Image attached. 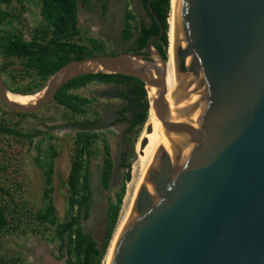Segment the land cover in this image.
<instances>
[{
	"label": "water",
	"instance_id": "obj_1",
	"mask_svg": "<svg viewBox=\"0 0 264 264\" xmlns=\"http://www.w3.org/2000/svg\"><path fill=\"white\" fill-rule=\"evenodd\" d=\"M150 1L158 31L143 53L74 59L28 106L9 101L0 80V99L36 109L93 65L155 86L154 157L108 264H264V0H175L171 88Z\"/></svg>",
	"mask_w": 264,
	"mask_h": 264
},
{
	"label": "rangeland",
	"instance_id": "obj_2",
	"mask_svg": "<svg viewBox=\"0 0 264 264\" xmlns=\"http://www.w3.org/2000/svg\"><path fill=\"white\" fill-rule=\"evenodd\" d=\"M0 10L8 15L0 23V35L24 39L37 35L44 41L52 37L53 33L43 26L39 0H22V4L17 0L0 2ZM76 14L78 33L67 39L89 48H92L91 40L102 42L103 51L93 50L91 55L144 52V49L137 51L133 42L139 22H150L140 0H77ZM125 31L129 32V38H125ZM24 62L0 54L3 91L10 101L18 104L23 103L17 98L30 94L9 89H39L31 93L34 94L44 91L57 75L56 71L41 81L25 69ZM89 70L102 71V68L93 65ZM75 92L91 99L86 114H75L53 99L30 111L12 107L0 99V124L31 135L0 133V187L3 189L0 199L6 204L9 220L0 229V264H75L76 253L66 244L65 236L60 240L55 235V225L69 221L77 211L70 204L69 181L75 160L80 162L79 174H88L90 185L87 213L81 210L79 223L98 247L104 242L109 246L112 236L107 240L106 230L112 210L118 206L114 232L130 202L135 184L131 180L135 145L142 127L131 126L117 113L122 102L115 95L114 86L90 83ZM95 119L96 125L90 130L96 134L89 139V152H84V140L77 134L76 121ZM105 143L109 145L112 163L106 187L101 182ZM49 204L54 207V223L37 216Z\"/></svg>",
	"mask_w": 264,
	"mask_h": 264
},
{
	"label": "trees",
	"instance_id": "obj_3",
	"mask_svg": "<svg viewBox=\"0 0 264 264\" xmlns=\"http://www.w3.org/2000/svg\"><path fill=\"white\" fill-rule=\"evenodd\" d=\"M11 0H0L2 3H8ZM22 4V0H17ZM150 17V22L145 24L140 21L133 42L137 51H141L145 47L147 38L158 31V27L154 19L146 9V1L140 0ZM40 16L43 20V26L48 29L52 37L46 41L38 39V36H33L31 39L11 35H0V54L16 59H23L25 69L35 74L39 80L45 81L48 76L59 70L68 61L80 59L87 55H91L93 50L103 51V43L97 40H91V47L81 45L70 41L68 36H73L78 33L77 28V0H39ZM150 5L155 14L160 19L163 25L162 35L153 42V46L162 56L167 57L168 46V16L170 11V0H152ZM8 15L0 10V23L6 20ZM128 27V25H127ZM125 38H129V32L125 31ZM66 39H61L62 37ZM90 83L111 85L115 88V95L121 100V105L117 113L121 115L123 120L130 122L131 126L143 127L147 111H145L147 101L149 99L148 91L145 88V83L134 76L113 73V72H85L70 78L67 82L61 85L53 95V100L69 109L75 114H86L90 98L84 97L75 90L87 86ZM10 91L31 94L35 91L22 89H9ZM95 121L86 120L76 125L79 127L77 134L84 140V152H89V139L96 134L90 128L96 125ZM0 133L16 135V136H31L29 133H24L6 124H0ZM106 155L103 157L101 170V182L106 187L111 175V160L109 157V145H104ZM129 167V165H126ZM80 162L75 160L71 164L69 173L70 181V204L71 207L76 206L77 211L75 216L69 221L58 223L55 225V235L60 240L67 239L66 244L76 253L77 261L75 264H101L106 252L107 242H104L100 247L94 239L83 232L79 223V215L81 210L84 214L87 213L88 201L90 198V185L88 174H79ZM0 192L3 189L0 187ZM5 206L0 199V229L7 223L8 218L5 213ZM54 207L49 204L45 209L39 211L37 216L45 221L54 223ZM118 218V206L112 210L109 218L108 227L106 230V239L109 240L112 236ZM65 236V238H64ZM71 246V247H70Z\"/></svg>",
	"mask_w": 264,
	"mask_h": 264
},
{
	"label": "bare ground",
	"instance_id": "obj_4",
	"mask_svg": "<svg viewBox=\"0 0 264 264\" xmlns=\"http://www.w3.org/2000/svg\"><path fill=\"white\" fill-rule=\"evenodd\" d=\"M174 18H175V0H170V17L168 19V24H169V27H168V46H167V57L165 59V65H164L165 77L163 80V84H164L163 88H171L172 87L170 75L172 73V64H173V25H174ZM146 89L148 91V95L151 96V101L149 103L146 121H145V123L141 129L139 138H138L136 145H135L136 158H135V161L133 163L132 177H131L132 178L131 180L134 181V183H135L133 193H132L130 202L128 203L127 207L125 208V210L123 211V213L121 214V216L118 220V223H117L116 228L112 234V237H111L109 246L107 248V251L105 253L104 260H103L102 264H108L114 241H115L117 234H118V232H119V230H120V228H121V226H122V224H123V222H124V220L128 214V211H129L131 202L133 200L135 191H136L139 183L141 182L147 168L149 167V164L151 163V161L154 157V152H155V148H156V138H157L158 131L160 129V126L156 120L155 112L151 108L152 97L156 93V87L153 85H147ZM44 91H40V92H37L34 94L27 95L26 97H24L22 99L17 98V101H19V102L21 101V103H23V104H19V105H25V106L32 105V104L37 102V99L39 100V98L43 95ZM16 104H18V103H16ZM148 126H150V128H151L150 132L146 131V128ZM143 139H145V143L143 145H141Z\"/></svg>",
	"mask_w": 264,
	"mask_h": 264
},
{
	"label": "flooded vegetation",
	"instance_id": "obj_5",
	"mask_svg": "<svg viewBox=\"0 0 264 264\" xmlns=\"http://www.w3.org/2000/svg\"><path fill=\"white\" fill-rule=\"evenodd\" d=\"M142 51V50H141ZM140 53V52H139ZM141 53H143V52H141Z\"/></svg>",
	"mask_w": 264,
	"mask_h": 264
}]
</instances>
